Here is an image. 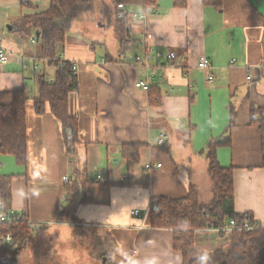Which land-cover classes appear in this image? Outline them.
Here are the masks:
<instances>
[{
	"label": "crops",
	"instance_id": "crops-1",
	"mask_svg": "<svg viewBox=\"0 0 264 264\" xmlns=\"http://www.w3.org/2000/svg\"><path fill=\"white\" fill-rule=\"evenodd\" d=\"M50 2L0 0L1 45L12 53L0 66V90L25 88L30 96L25 105L26 164L0 154V204L4 181L10 195L0 214L15 212L41 222L35 238L42 233L58 239L57 228L65 230V239L81 227L109 234L116 249L114 264L153 255L161 264H182L181 253L172 247V229L150 225L151 199L183 197L192 188L208 203L213 192L206 152L214 150L220 166L233 168L234 211L252 214L264 228L261 137L250 120L251 105L264 107V0H223L221 10L203 0H186L183 7L174 6L173 0H156L151 6L130 0L124 3L122 45L114 19L97 26L112 31L110 40L104 32L95 33L90 17L84 22L88 33L76 21L59 53L78 59V85L68 96L69 114L78 121V142L71 154L60 121L48 108L44 114L34 112L31 98L37 95L38 74L23 71L21 61L37 56L36 47L12 27L25 16L46 11ZM140 14L145 17L138 18ZM146 50L164 53L148 69L134 62ZM169 52L175 55L171 62ZM201 56L210 60L209 70L197 67ZM208 73L214 77L210 82ZM146 75L159 103L134 85ZM227 136L230 141L223 144ZM129 144L140 145L136 163L122 155L121 147ZM150 162L161 166L147 171ZM98 174L101 180L95 179ZM73 182L77 188L69 195L66 187ZM17 188L27 193L23 201L14 200ZM145 196L147 210L139 209L135 216L124 208L100 225L103 215L138 204ZM195 232L198 249H214L228 242L231 231L208 227Z\"/></svg>",
	"mask_w": 264,
	"mask_h": 264
},
{
	"label": "trees",
	"instance_id": "trees-1",
	"mask_svg": "<svg viewBox=\"0 0 264 264\" xmlns=\"http://www.w3.org/2000/svg\"><path fill=\"white\" fill-rule=\"evenodd\" d=\"M130 0H51L49 8L44 12L34 13L23 17L21 23L15 27L17 33L26 41L40 33L39 40L33 44L36 55L48 58L50 69L53 70V81L47 83L44 75H38L37 95L32 97L36 114H44L46 109L57 118L62 125V133L66 150L71 154L78 142V121L70 116L68 111L69 93L77 88V76L69 65L59 68L56 58L60 53V46L65 40L76 21L88 14L98 12L106 21L114 19L117 29L121 33L120 45L124 41L126 24L116 19L118 3ZM145 6H151L156 0H141ZM223 0H203L204 4H211L221 10ZM186 0H173V5L183 7ZM153 103L160 102V96L148 90ZM30 96L25 88L17 90H0V154L11 155L20 165L27 160V127L26 101ZM233 112V111H231ZM250 120L258 126L261 137V159L264 167V107L251 105ZM230 141L227 136L223 144ZM139 144L123 145L122 155L134 163L139 159ZM209 160L208 171L212 180V198L208 203H202L195 189L190 188L187 195L179 198L153 197L150 203L148 219L151 227L170 228L174 232L172 247L182 255V264H197L195 256L198 252L197 229L208 227L220 229L230 220L238 225H257L252 214L234 211L233 168L220 166L216 160L214 150L206 152ZM4 181V180H3ZM77 188L76 182L67 185L66 192L70 195ZM1 204L9 200V188L4 181L1 188ZM1 210V209H0ZM65 211L59 215L62 217ZM75 235L83 239L86 234L93 238L92 254L90 258L96 264H114L109 259L112 252L111 236L99 233L96 229L76 228ZM223 233V232H222ZM12 237L11 244H6V236ZM35 233L24 222L0 221V253H6L10 258L2 257L0 264H18L27 245L35 239ZM92 240V239H91ZM13 246V247H12ZM212 254V264H264V228L257 225L251 231L241 229L230 232L228 242L222 247H216ZM114 255V252H113ZM89 264V263H82Z\"/></svg>",
	"mask_w": 264,
	"mask_h": 264
},
{
	"label": "built area",
	"instance_id": "built-area-1",
	"mask_svg": "<svg viewBox=\"0 0 264 264\" xmlns=\"http://www.w3.org/2000/svg\"><path fill=\"white\" fill-rule=\"evenodd\" d=\"M118 12L116 13L115 17L116 19L119 20H124L126 19V13H125V8H124V3L120 2L118 3ZM134 16H136L134 14ZM138 18L142 19L145 16L140 14L137 16ZM151 35L149 33H146V37L149 38ZM31 44H35L36 43V39L34 36L30 37L29 39ZM164 56V53L159 51V50H146L144 53L142 54H137L134 57V62L136 65H140L143 66L145 69H148L149 67H151L152 65V59L156 58V59H161ZM12 57V53L6 49L5 47H3L1 45V39H0V66H4L6 63H8V61L11 59ZM175 58V55L173 52H169L167 54V59L168 61H173V59ZM49 59L48 58H41L38 56H32L29 58H22L21 61V66L23 71H27V70H32L35 73H37L38 75H44L45 77V81L47 83H51L53 81V75L51 73V69H50V65L48 63ZM56 65L59 68H62L64 65H69V67L76 72L77 68H78V59L76 57H72L67 59L62 53L58 55V57L56 58ZM233 62V60H231V63ZM197 67L199 69L202 70H209L211 67V62L210 60L206 57V56H201L199 57L198 61H197ZM214 79L213 74L212 73H208L207 74V82H210ZM135 87L143 89L145 91H148L149 87H150V81H149V76L146 75L143 78H140L138 80L135 81L134 83ZM164 139L163 137H161L158 140V143L161 144L163 143ZM161 164H153L152 162L147 163L145 165V170L149 171L150 169H153L155 167H160ZM64 182H68L70 179H68L67 176L62 178ZM96 180H101L100 175L98 174L97 176H95ZM140 214L139 209H137L136 211L133 212V215L137 216ZM0 221L1 222H5L10 224L11 222H26L29 226V228L33 231H39L42 223L41 222H31L28 219L23 218L22 216H20L19 214L15 213V212H10L9 214H0ZM257 228V225H248V224H244V225H238L236 224V222L234 220H230L229 223L224 226L223 228H220L217 230L220 232L223 231H233V230H241V229H245L248 231H251V229H255ZM7 244H10L12 241V237L7 235L6 239H5Z\"/></svg>",
	"mask_w": 264,
	"mask_h": 264
},
{
	"label": "rangeland",
	"instance_id": "rangeland-1",
	"mask_svg": "<svg viewBox=\"0 0 264 264\" xmlns=\"http://www.w3.org/2000/svg\"><path fill=\"white\" fill-rule=\"evenodd\" d=\"M90 15V14H88ZM91 19L93 23V28L96 31L95 33H102L104 32L105 36H107L110 40L113 38V34L111 30L104 29L100 30L97 26L102 23L103 19L101 16L93 14L91 16H85L81 20H79V24L82 23V29L84 33H88V25H85L84 22H87L88 19ZM76 24V23H75ZM111 31V32H110ZM115 38V37H114ZM98 48V47H97ZM65 231L62 228H57L55 231L56 235L59 238H48L44 236V234H39L34 240L31 241L29 245H27L23 255L19 259L18 264H59L62 259L59 256V253L64 251L65 246V238L62 232ZM89 234V233H88ZM86 234L85 238L80 239L77 238L75 232L73 233L72 239L74 240L73 247L76 251L77 259H75L72 264H82V263H89V264H96L91 258L92 254V245H93V238L89 237ZM92 239V240H91ZM13 247V246H12ZM52 250H54L55 255L52 256ZM91 252V254H90ZM2 257L10 258V256L6 253H1ZM63 263V262H61ZM14 264V263H11Z\"/></svg>",
	"mask_w": 264,
	"mask_h": 264
},
{
	"label": "clouds",
	"instance_id": "clouds-1",
	"mask_svg": "<svg viewBox=\"0 0 264 264\" xmlns=\"http://www.w3.org/2000/svg\"><path fill=\"white\" fill-rule=\"evenodd\" d=\"M26 191L23 188H17L14 190L13 196L14 200L17 202L23 201V199L26 198ZM115 201V200H114ZM116 202V201H115ZM149 204V199L147 196L144 197V199L137 203H134L132 205H125L120 207L117 211H111L107 213L106 215H103L99 219L100 225L103 224L109 216L111 215H118L120 211L124 208L130 209V215L133 214L134 211L137 209H143L147 210ZM135 205V207H133ZM17 206H19L17 204ZM87 219V217H86ZM74 240L72 238H68L65 240V250L59 253L60 258L64 261V264H72V262L77 259L76 251L73 247ZM121 248L124 247L123 242L120 245ZM116 249H113L112 252L109 253V259H113V252H115ZM212 254L213 250L211 248L201 246L195 256L197 264H212ZM55 255L54 250H52V256ZM129 255H132L129 253ZM132 264H161L160 259L153 255V256H145L143 258H140L139 256H133Z\"/></svg>",
	"mask_w": 264,
	"mask_h": 264
},
{
	"label": "water",
	"instance_id": "water-1",
	"mask_svg": "<svg viewBox=\"0 0 264 264\" xmlns=\"http://www.w3.org/2000/svg\"><path fill=\"white\" fill-rule=\"evenodd\" d=\"M7 27L10 28L9 25H8ZM35 36H36V39L39 40L40 33L37 31V32L35 33Z\"/></svg>",
	"mask_w": 264,
	"mask_h": 264
}]
</instances>
